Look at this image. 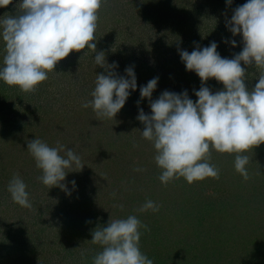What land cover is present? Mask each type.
I'll list each match as a JSON object with an SVG mask.
<instances>
[{
    "label": "rangeland",
    "instance_id": "374dc122",
    "mask_svg": "<svg viewBox=\"0 0 264 264\" xmlns=\"http://www.w3.org/2000/svg\"><path fill=\"white\" fill-rule=\"evenodd\" d=\"M19 3L20 0H13L7 8H0V18L6 13L16 15L19 12L17 7ZM245 3L247 0H232L231 6L227 5V0H202L195 4L188 0H108L99 12L98 28L95 33L96 52L105 53L108 65L114 62L118 65L114 71L119 76L126 75L125 69L129 66L134 67L136 78L139 74L145 75L144 85L137 83L136 90L130 91L123 109L132 111L133 104L137 109V115L140 109L151 115L150 102L148 99H141L140 87L146 86L156 77L159 78V86L152 93V100L158 99L164 91L177 94L187 91L189 98L196 102L197 97L194 93L201 88L202 83L195 72L186 70L179 50L191 53L197 45L203 48L214 41L218 45L217 51L221 57L233 58L242 51L243 41L242 36L232 35L226 27V21L231 19L236 7ZM197 11L200 12L202 19L195 15ZM159 13H164L161 15L164 22L159 21L161 20ZM195 17L197 20L200 19L199 23L195 22ZM192 18L195 21L191 22ZM232 40L236 41V47H232L231 43H225ZM2 43L4 42L0 38V46ZM95 55V52L89 51V54L81 59L83 51L70 53L68 57L58 62L54 69L57 74L49 73V78L45 81L47 89L42 94L25 93L4 83L0 91V111L14 120L0 119L10 129L12 139L3 140V137H0V170L6 165L8 170L19 176L35 171L36 163L27 151V144L36 138L50 147H56L58 143L63 145L61 142L68 131L51 135L54 131L67 130L68 126L77 125L75 121H78L72 118L63 122L61 121L63 116L59 117L62 114L60 103L67 97L70 89L68 79L70 77L74 81H82L86 87L91 88L90 73L94 75L95 72L102 70L94 61ZM0 59L2 68L4 65L1 52ZM241 66L246 70V87L250 91L254 90L264 69H257L255 65L246 66L243 63ZM203 86L208 87L213 93L224 89L223 84L214 78L209 79ZM41 88L43 87L40 86L37 90ZM78 90L88 91L87 96L92 98V89ZM66 104L69 109L76 108L77 105L73 99ZM7 106H10L9 109ZM12 108L14 113L10 111ZM43 116L44 118L46 116L44 121L46 126H41L40 123L35 125L34 123ZM121 116L120 114L119 117ZM33 117L37 120L33 121ZM124 123L121 122L123 135L132 134L134 140L122 137V142L128 144L124 143V149L121 151L125 152L114 158V162L109 161V157L97 155L98 161L92 164L89 161L93 160L94 155H86L82 161L83 168L90 167L87 170L92 174L81 176L83 168L69 169L68 171L76 172H69L63 182L67 185V192L59 187L56 191L55 187L51 189L29 187L27 191L33 204L29 211L38 208L43 214L38 221L30 214L25 215L23 208L18 204L13 205L11 194L7 189H2L3 184L0 183V193H7L0 197V263L87 264L83 258L79 257L82 261L79 260L77 263L72 262V259L77 255H83L87 249L95 255L103 250L101 245L95 243L93 247H89L93 238L89 240L87 236L92 235L97 227L107 226L110 219H126L129 215H135L140 218L143 225H152L155 220L165 217L162 218L163 222L160 220L161 225L163 223L165 225L162 230H157L158 232L140 229L142 233L140 250L152 259L154 264H264L262 256L264 254L261 255L260 251L264 248V144L246 153L249 156L247 169L250 175L247 181L235 170V154H221L210 149L209 162L219 169V179L208 178L189 185L186 180L180 178L171 181L170 185H164L159 177H155L157 172L153 168L159 167L154 164V156L151 153L143 157L149 166L144 164L146 167H143L138 163L140 159L134 152L138 149L136 146L138 135L133 127L134 122ZM32 124L36 129L47 130V134L45 130H41V133L32 132L29 127ZM19 126L23 127L21 132L17 129ZM67 149L68 147L65 151ZM60 154L65 155V152ZM155 178L156 183L151 185L149 192L150 198L141 200L137 194L138 189H141L140 184L144 181L150 183ZM72 181H76L74 186ZM146 185L142 186L144 192ZM90 186H96V191L92 190V197L90 194L92 200L89 201L87 198L82 201L81 199L89 195ZM82 187L83 191L80 192L79 189ZM162 187H167V190L161 192ZM168 187L172 189L168 191ZM105 192L116 193L117 196H104ZM128 193L129 195H126ZM161 193L168 194L165 200ZM147 200L163 206L160 213L152 210L139 211ZM82 202L85 206L77 211L76 216L59 213L62 209L68 211L75 209L77 204ZM116 209L120 212H114ZM127 210L133 212L129 213ZM58 216L61 219H58ZM40 228L46 229L44 233H49L48 236L43 237V233L41 238L37 237L34 242L31 240V243H26V235L28 233L37 235L41 232ZM59 233L63 235L60 240L56 237ZM156 233L157 236H153ZM5 241L12 243L9 249L7 248L12 252L5 249ZM44 243L45 252L40 254L39 245ZM31 246L34 247L33 251Z\"/></svg>",
    "mask_w": 264,
    "mask_h": 264
},
{
    "label": "clouds",
    "instance_id": "9594fccd",
    "mask_svg": "<svg viewBox=\"0 0 264 264\" xmlns=\"http://www.w3.org/2000/svg\"><path fill=\"white\" fill-rule=\"evenodd\" d=\"M12 2L0 0V8H7ZM107 2L20 0L16 15L6 13L0 18V38L5 44L0 81L22 92L34 93L48 80L49 73L57 74L54 69L58 62L70 53L83 51L82 59L89 51L95 52L94 61L106 74L96 75L92 100L82 107H91L98 118L114 120L130 91L136 90L137 79L133 66L125 69L126 76H119L114 71L118 65H108L105 53L96 52L99 12ZM231 4L232 0H227V5ZM226 27L234 37L242 36L243 41L242 51L231 59L221 57L214 41L203 48L197 45L191 53L179 50L186 70L195 72L202 83L194 93L196 102L187 91H164L152 100L158 77L140 87L141 99L150 102L151 115L140 109L137 119L144 125L142 137L156 151L154 160L162 170L159 179L164 185L180 178L189 185L208 178L219 179V169L209 162L210 149L235 154V170L247 181L250 175L246 153L264 144V73L250 91L245 84L246 70L241 66L243 63L264 69V0H247L236 7ZM225 43L236 47L235 40ZM213 78L223 84V90L213 93L203 86ZM27 148L42 172L39 179L50 189L59 187L67 192L63 182L69 172H76L68 170L84 167L80 156L72 149L65 151L62 144L50 147L36 138L28 142ZM71 183L75 185V181ZM8 192L14 203L33 208L27 185L19 174L9 182ZM148 210L158 212L159 205L147 200L139 211ZM141 228L150 231L135 215L110 219L107 226L97 227L91 243L101 245L103 250L93 258V264H154L140 250Z\"/></svg>",
    "mask_w": 264,
    "mask_h": 264
},
{
    "label": "trees",
    "instance_id": "16d2710c",
    "mask_svg": "<svg viewBox=\"0 0 264 264\" xmlns=\"http://www.w3.org/2000/svg\"><path fill=\"white\" fill-rule=\"evenodd\" d=\"M198 1H202V0H188V2H190L192 4H195ZM180 6H183V8L186 7V5H180ZM163 14L164 13H159L160 18H161V20H159L160 22H164V20L162 19L163 16H161ZM195 15L197 17L201 18L199 11H197V14H195ZM199 20H200L199 18H198V20L196 18V21H195L194 18H192L191 22L195 21L196 23H199ZM119 21H120V19H119ZM182 22H187V21L186 20H182ZM122 29H124V28H122ZM120 32H122V30ZM4 48H5V44L2 43V45L0 46V52H1V58L2 59H3L4 55H5ZM0 61H1V59H0ZM0 64H1V62H0ZM100 68L102 69L100 72H97V73L95 72L94 75L92 73H90V77L91 78L89 80L90 81L89 83H91V85H92L91 88L86 87L82 83V81L79 82L77 79H76L77 81H74V80H72V78L69 77L68 82L70 84L69 85L70 89H68L67 97L64 98L63 102L60 103V105H62V109H61L62 114L59 115V117L63 116V119L61 120L63 122L68 121V119L75 118V119L78 120V121H75L77 123V125L75 124L74 126H68L67 130L60 129L57 132L54 131L53 135H51V136H55L58 132L61 133V131H62V133L65 132V131H68V133L66 134V137L63 139V141L61 143H63L65 148L68 147V149H72L77 155H79L80 158H81V161H83L85 159L86 155H91V156L94 155L93 160L89 161L92 164H94L95 162L98 161L97 155H99V156H103V157H109V161H113L114 162L115 160L113 159V157L115 156V158H116V157H118V155L120 153H124L125 151H121L122 149H124V143L128 144V142H124V143L122 142V137L124 136V138H132V140H134V137H133L132 134L131 135H123L122 134L124 129H123V125L121 124V122H123V124H125L124 123L125 121H130V124L132 122H134L133 127L137 131V135H138L137 138H136V140H137L136 144L137 145L135 144L138 149L134 150V152H135V154L138 155V157L140 159L138 161V163L143 165V167H146V166H144V164L147 165V161L143 157L146 154H148V153H151L155 157L156 151H155L152 143L147 141V140H145L142 137V133L141 132L144 130V125L142 123H139V120L136 117V115H137V111L136 110L137 109H136V107L133 104H131L132 111L125 110V109H123L124 108L123 107L120 110V112L114 117V120H110V119H107V118H103V119L98 118L96 113H95V111L91 107H88V108H83L82 107V104L84 102L90 101V100H92V98L87 96L89 94L88 91L84 92V91H79L78 89L79 88H81V90L92 89V91H93L94 88H95L96 75L106 74V70L104 68H102V67H100ZM123 76H126V75H123ZM144 76H143V74H139L138 78H136V79H139V80H137L138 84L142 85L143 83H145V81L143 79ZM77 85H79V86H77ZM3 86H4V82L0 81V91H1ZM40 86L43 87L44 89L41 88V90H36L35 92L37 94H42L44 92V90L47 89V87L45 86V82L42 83ZM157 86H159V85L157 84ZM60 95L62 96V93H60ZM71 96H72V98H71ZM72 99H73V101L76 100V104L77 105L75 106L76 108L69 109V107H67L68 105L66 104V102H71ZM126 104H127V102L125 103V105ZM8 107H10V106H7V108ZM10 111L14 113V109L13 108L10 109ZM4 113L5 112L0 111V116H1L0 119L3 118L2 119L3 121L4 120L5 121H13L14 120L13 117L12 118L11 117H7L6 114H4ZM66 113H68V114H66ZM120 114L122 115L121 118L119 117ZM46 116H45V118H44V116L42 117L44 119L40 118L41 120H37V118L33 117V121H36V120L37 121H43V122H37L36 121L34 124L38 125L40 123V124H42L41 126H46V125H44V121H46ZM129 117H131V119H129ZM34 124L29 126L30 130L32 132L41 133L40 132L41 130H45V129H36L34 127ZM19 127L20 128H17V129H19V131L21 132L22 131L21 128H23V127H21V126H19ZM45 134H47V130H45ZM1 136L3 137V140H8L11 137L10 129H8L6 127V125L2 121H0V137ZM38 136H41V135H38ZM51 136H49V137L51 138ZM13 138H15V135H13ZM0 148H1V146H0ZM31 161H33V160L31 159ZM153 162H154V164H156L155 160ZM85 163H87V162H85ZM92 166H94V165H92ZM147 166H149V164ZM83 169H84V171L80 174L81 176H89V174L90 175L92 174L91 171L89 172V170H87V169H90V167L83 168ZM153 169L157 172V173H155V177L156 178L159 177L160 173H161V169H158V168H155V167ZM79 172H81V171H79ZM15 174L16 173L14 171L8 170L6 165H5V167H3L2 170H0V183L3 184V188L2 189H7V192H8V184H9V182L11 181V179L13 178V176ZM41 175H42L41 170L36 168L35 171H31L29 174L26 173L24 175H21L20 177L26 183L28 191H29V187H30V189L31 188H44V189H47L48 186H45L42 183V181L39 179V177ZM80 175H78L79 176L78 180L80 179ZM156 178L154 180H152V182H150V183H148V181H144L143 182V184H145V185L147 184L146 187H145V192H144V190L142 188L143 184H140L137 181L141 185V187H140L141 189H138V193H137V194H139V197L141 198V200H143V198H150L149 192L151 191V185L152 184L154 185L156 183ZM75 183H76V181H75ZM169 185H170V183H169ZM76 186H77V184H76ZM148 186H149V188H148ZM56 188H58V187H55V191H56ZM88 188H90L91 191L89 192V195L84 197L85 199H81L82 201H85L87 198H88L89 201L92 200L90 198V194H91V197H92V190L95 192L96 191V186H94V187L90 186ZM0 189H1V187H0ZM171 189L172 188L168 187V191L171 190ZM79 190H81L80 192H82L83 191V187L81 189H79ZM163 190H167V187H162L161 192ZM84 191H86V190H84ZM188 191H190V190H188ZM152 192L154 193V188H153ZM6 194L7 193L1 192L0 193V197H2V195L5 196ZM117 194H119V192H117ZM162 194L163 193H161V195ZM113 195L117 196L116 193L107 194V192H105L104 196H111L112 197ZM126 195H129V193L126 194ZM158 195H159V191H158ZM163 195L165 196V198L163 200H165L167 198L168 194H163ZM64 196L65 195H63L62 197H64ZM13 205H15V203H13ZM77 205L78 206L75 209H71L70 211H68L66 209H62L61 211H59V213L66 214V215L68 213L70 216L72 214L74 216H76L77 215V211L80 210L82 207H84L85 203L82 202V203H79ZM63 208H66V206H63ZM162 208H163V206L162 207L159 206V211L157 212V214L160 213ZM22 210H23V213L25 215L30 214L32 218H35V219L37 218V221L40 220L41 215H43V214L40 213V210L38 208L33 209L31 211H29V209H27V208H23ZM46 210H49V209H46ZM116 211L120 212V210H117V209L114 212H116ZM127 211L129 213L133 212L132 210H127ZM38 213L40 215H38ZM118 218H120V217H118ZM162 218L163 217L155 220V222L152 225H147L148 229L155 230L156 232H158L157 230H159V229L162 230V228L165 225V223H163L161 225V221L163 222L164 221L163 219L165 217L163 219ZM58 219H61V217L58 216ZM66 222H68V221L66 220ZM41 225L42 224H40V226ZM69 228H71V227H69ZM141 229H144V228H141ZM14 230H16V229H14ZM45 230L46 229L40 228L41 232H39V229H38L39 233L37 235H36V233H28L26 235V237H25L26 238V243H28V244L31 243L30 242L31 240H33V242H34V240H37V237H38V239H39V237L41 238V235L44 233ZM16 232L17 231H15V235H16ZM48 234L49 233H47V234L44 233L42 236L43 237H47ZM62 236L63 235L61 233H59V235H56L57 239H59V240L62 238ZM153 236H157V233L153 234ZM92 238H93L92 235H88L87 236V239H89V240H91ZM43 242H46V241L43 240ZM11 244L12 243H10V242L8 243L7 241H5V245H6L5 249H7V248L9 249ZM162 244H164V243H162ZM62 246L64 247L65 245H62ZM44 247H46L45 243L43 245H39L40 254H43L45 252V248ZM89 247H93V243L89 244ZM33 248L34 247L31 246V250L32 251H33ZM31 250H29V252L33 253ZM88 251L89 250L87 249V251H85L83 255L75 256V258L72 259V262L77 263V261H79V260L82 261L80 258H83L87 264H93V258L96 255L92 254L90 251L89 252ZM260 251H261V255L264 254V248L263 249L261 248ZM7 252H12V250H8ZM257 256H260V255L257 254ZM262 256H264V255H262ZM8 262H10V261H8Z\"/></svg>",
    "mask_w": 264,
    "mask_h": 264
}]
</instances>
